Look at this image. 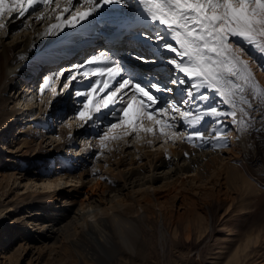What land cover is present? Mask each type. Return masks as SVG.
Wrapping results in <instances>:
<instances>
[{
    "label": "bare ground",
    "instance_id": "6f19581e",
    "mask_svg": "<svg viewBox=\"0 0 264 264\" xmlns=\"http://www.w3.org/2000/svg\"><path fill=\"white\" fill-rule=\"evenodd\" d=\"M55 2L56 0H53L49 12L46 13L50 18L44 21L38 20L35 14H26L23 22L21 18L16 21H10L7 16L3 18L2 22L6 26L0 29V131L11 123V115L7 109L13 98L9 91L17 86V83L13 86V82L25 81L23 85L26 84V88L34 90L35 83L25 78L32 75L34 66L38 67L41 63L55 58L60 59L57 67L65 63L63 69L77 71L72 66L84 62L94 53H116L105 48L102 41L109 42L112 49L115 45L123 46V43H127L126 39L133 35L137 37L135 30L131 29L133 31L130 34L133 35L127 36L121 43L113 40L115 34L130 29L131 24L141 20L144 24L154 27L141 10V6L136 4L135 0H129L127 7L105 8L102 16L83 23L77 29L67 30L57 36H45L44 32L48 26L56 23L55 15L51 11L55 8ZM73 2L75 3V0ZM59 3L63 8L67 5V0H59ZM40 10L43 11V8ZM91 40L95 43L92 47L87 45L89 50L84 59H78L76 56L72 59L69 56L62 60L65 55H69L67 51L78 41ZM118 56L123 59L130 72L139 76L138 78L155 82L156 78L147 72L146 66L134 64L132 59L126 58L124 54ZM255 56L254 59L248 56V61L251 59L253 65L257 66L258 60L256 61ZM55 62L57 61H53ZM163 65L165 64L152 68L160 74L167 71L165 67L160 68ZM94 68L95 65H85L79 70L80 77L73 82L69 94L67 92L71 85L65 88L62 94L65 93L68 99H76L78 102L84 98H77L72 92L87 90L89 83L97 79L101 80L102 86L106 77L92 76ZM51 70L49 75L53 73ZM85 72L89 74L86 77L83 76ZM49 85V81H43L37 87L48 89ZM114 86L115 81L112 84V87ZM20 89L16 88V92ZM44 91L36 92V100L42 97ZM107 91L110 89L98 95L106 94ZM159 95H162L164 100L168 93ZM181 96V90L175 87L169 103H172V99L178 102V97ZM51 97L50 100L47 99L46 111L22 120V123H26L22 127L19 126L23 136L21 140L16 141L19 157L25 159V155L29 154L30 158H33L32 162L41 165V171L47 170V174L41 172L40 175L34 176V180L24 181L23 185L26 184L27 189L17 192L14 196L9 197L11 188L7 189L3 193L6 194L5 198L0 201V226L7 225L8 218L17 209L28 208L23 217H13L9 223V227L18 224L20 231L27 226L26 234L19 237L20 244L17 249L20 257L29 252L31 254L32 251L36 254L35 260L47 261L54 255L58 264H121L120 255L122 252H129L135 258L142 259L148 256V250L157 247L158 242L165 247L172 231L176 236L183 228L188 233V239L192 231L212 232L214 227H211V219L213 222L215 205L223 207L225 214L234 212L249 204L247 200L256 190L252 181L238 172L229 171L230 164L241 151V142L236 140V125L231 124L230 120L225 121L228 124V128L224 130L227 132L226 137L217 143L215 137L220 134L213 129L218 124L213 123L210 117L204 118L199 129L207 133L206 139H211V145H205L199 138L188 142L193 128L185 126L188 131H178L171 140L168 136H161L158 130L156 133L139 134L140 138L136 139L135 132L132 135H123V130L116 129L111 134L121 135L122 138L109 140L102 147L99 133L107 130L111 117L93 125L85 124L75 114V120L72 122L63 118L62 112L59 113L62 106H65L64 98L60 101L61 108L57 107L59 111L54 112L53 103H50L53 98ZM123 97L125 99L116 101L117 113L129 99V96ZM36 100H24L19 110L23 111V107L26 110L33 108ZM213 102L215 103V100ZM217 107L226 109L228 106L220 103ZM66 109L67 107L63 110ZM190 110L194 116L204 114V109L199 106H190ZM170 115L171 113L160 118L169 120ZM15 120L20 124L18 116ZM174 122L177 127L172 131L176 132L181 126L178 113L175 114ZM147 123H151V127L154 125L153 121L145 120L142 127L149 128ZM56 129L55 136L49 135ZM79 140L81 142L78 144ZM160 141L162 143L154 147ZM261 144L264 145L263 138ZM3 147L1 145V149ZM66 147L68 150L64 151ZM70 147H76L72 150L74 153L69 152ZM73 157H76L77 161H69ZM56 158L61 164L57 171L51 172ZM20 177L17 172H0V189L8 187L12 178L21 183L25 177ZM29 183L30 185H27ZM259 228L257 233L252 230V226L238 232L241 242L230 251L232 255L227 264H244L250 261L251 251L263 243L264 227ZM245 235L247 236L243 240ZM15 251L13 249L12 253H16ZM1 253L2 251V263L8 259L11 261L15 255ZM259 264L264 262L260 261Z\"/></svg>",
    "mask_w": 264,
    "mask_h": 264
},
{
    "label": "snow or ice",
    "instance_id": "6c2138e0",
    "mask_svg": "<svg viewBox=\"0 0 264 264\" xmlns=\"http://www.w3.org/2000/svg\"><path fill=\"white\" fill-rule=\"evenodd\" d=\"M135 3L141 6L154 27L151 31L136 32V36L144 41L142 50H132L127 54L141 64L160 62L169 66L166 72L158 74L155 82L142 83L141 78L124 65L122 58L107 51L94 53L84 62L73 65L77 71L59 69L51 73L47 81L52 77H62L61 87L68 88L78 80L79 70L85 65H95L92 76L106 77L102 86L101 80L97 79L89 83L87 90L71 93L84 98L76 109V115L85 124L95 125L97 121L111 117L107 130L99 133L102 147L109 140L122 138L111 134L116 129L123 130V135L135 132L136 139L140 138L141 131L156 133L158 130L161 136H174L176 133L172 129L177 127L174 122L176 113L181 117V125L193 128L188 142L199 138L205 145H211V139H206L207 133L199 129L204 118L210 117L213 123L218 124L213 131L220 134L215 137L219 143L227 135L224 130L228 124L225 121L230 120L233 125L240 123L237 119V97L241 104L249 103L245 96L249 85L264 95V89L258 88L248 61L242 58L245 54L252 57L253 51L264 56V0H135ZM52 4L53 0H0V29L6 26L2 22L5 16L16 18L13 13L22 22L26 14H35L41 21L49 19L46 13ZM128 5L129 0H75V3L67 0V5L61 8L59 0H56L55 8L51 10L56 23L50 24L44 35L63 34L102 16L105 8ZM165 51L172 55L164 56ZM257 62L264 68V62ZM88 75L83 73L85 77ZM173 85L181 90L182 96L178 102L169 103L159 94L173 93ZM107 89L110 91L98 95ZM39 91L43 92L44 87L41 86ZM52 92L55 94L56 89L53 88ZM123 96H129V99L117 113L116 101ZM220 103L228 107L218 108ZM190 106L202 107L204 114L194 116ZM239 110L244 111L242 107ZM170 113L169 120L160 118ZM245 115L257 119L254 111ZM260 119L264 120V113ZM145 120L153 121V127H142Z\"/></svg>",
    "mask_w": 264,
    "mask_h": 264
},
{
    "label": "rangeland",
    "instance_id": "374dc122",
    "mask_svg": "<svg viewBox=\"0 0 264 264\" xmlns=\"http://www.w3.org/2000/svg\"><path fill=\"white\" fill-rule=\"evenodd\" d=\"M13 16L16 17L14 19H11L10 21H16L20 18L17 17L14 13ZM9 19V17H8ZM249 51H252L251 47L245 45ZM82 49V48H81ZM251 49V50H250ZM254 54V55H253ZM258 52L252 53V57L256 58V61L260 60V62L264 61V56L258 57ZM117 57V53H115ZM164 56L172 55L171 53H163ZM243 59L248 61V55H244L242 57ZM258 58V59H257ZM263 58V59H262ZM249 59L248 63L249 66L254 74L255 81L258 85L259 89H264V68H262L257 62V66H254L253 63ZM155 63V62H154ZM57 64V63H56ZM55 64V67L52 69L50 66H46L45 64H41V72L38 74L37 80L33 81L34 83V90L26 88L25 81L22 83L14 81V84L17 86L11 89L9 91L10 94L13 95L12 101L8 105V111L11 115V123L7 128H4L0 131V172L3 171L5 174H11L14 172H17V175H20V179L25 177L21 183L19 180L11 179L10 185L4 189H0V201L1 199H4L6 194L3 193L10 189V195L14 196L17 192H22L23 190L27 189L26 184H24V181H32L34 180V176H38L41 174V172H44V174H47L46 171H41L43 168L41 165H36L33 161V158L29 154L25 155V159H22L19 157L20 152L17 150L18 144L16 141L21 140L23 134H22V126L26 124L25 122L22 123V120L25 119V117H32L35 116V114L42 113L43 110L46 109L47 105V99L50 100V97L52 98L50 103H53L54 112H58L61 108L62 104L60 105V101L62 98L65 100V106H62V110L59 111V113H63V118L74 122L76 111L75 109L79 107V103L81 101H71L68 99V95L64 92L65 88H62L63 78H56L52 77V80L49 81V88L44 89V93L41 98H37L36 92L40 89V87H37L40 85L43 81L46 82V78L49 76V71L56 72L59 69H63V65L65 63L60 64L58 67ZM153 64V63H152ZM152 64L144 65L146 66L147 72L149 71V74H154L156 79H158L159 75L155 72V69L151 67ZM158 65H161L162 63H155ZM49 67L50 69H48ZM67 69L68 66H66ZM164 67V66H163ZM169 66H165L168 70ZM158 68V67H157ZM70 70V69H69ZM157 70V69H156ZM72 71V70H71ZM74 71V70H73ZM135 73V72H134ZM137 76V74H135ZM152 76V77H154ZM139 77V76H137ZM31 82V81H30ZM142 83H148V81L142 80ZM22 87V88H21ZM25 87V88H24ZM32 87V85H31ZM56 87L57 89V95L52 93V88ZM72 84L69 87L71 90ZM174 89L176 86H172ZM16 88L19 92H16ZM68 89L67 94H69L70 90ZM21 92V93H20ZM48 93V94H47ZM50 93V94H49ZM52 94V95H51ZM172 93H168L167 97L164 99V101H167L168 97H171ZM54 95L56 98H54ZM64 95V96H63ZM40 96V95H39ZM49 96V97H48ZM245 96L247 97L249 103L241 104L240 98L237 97V119L240 121L238 125H236V134L237 137L236 140H240L241 142V151L240 154L235 158L234 162L230 164V172H238L248 180L252 181L253 184L256 185V190L253 194H251L248 198L249 204L245 205V207H241L240 209H237L239 214H236L238 212L235 210L231 213L225 214L224 208L215 205V215L212 222L211 219V227L213 225L214 230L211 232L210 230L206 233H200L197 231L191 232V237L188 239L187 235L188 233L186 230L181 228L178 232V234L175 236V232L172 231L171 235H169L171 238L168 240L166 246H162L159 242L157 243V247H154L153 251L148 250V256L145 258H135L132 256L129 252H122L121 256V264H227L229 257L232 255V252H230L233 248H236L238 244L241 242L240 239V232L241 230H246L247 228H250L252 226V230L257 233L259 231V227H264V145H260V141L262 138L264 139V120H261L260 117L262 113H264V95H261L259 92H255L251 85H249L248 91L245 93ZM29 98H33L36 100L35 105H33V108L26 110L23 107V111L19 110V107L25 100H28ZM121 100L125 99L124 97L120 98ZM171 102H174L172 99ZM68 105L66 106V104ZM59 106V107H58ZM227 107V105H225ZM57 107L59 109H57ZM67 107L66 110H63ZM243 108L244 111H240V108ZM57 109V110H55ZM15 111V112H14ZM37 111V112H36ZM46 111V110H45ZM254 111V115L257 119H251L249 116H246L245 113H251ZM16 116L20 119V124L16 123L17 120H15ZM241 116V117H240ZM22 123V124H21ZM18 124V125H17ZM21 125V127H19ZM148 127H151V123H147ZM11 126V127H10ZM83 125H81V128ZM15 128V129H14ZM76 128V127H75ZM188 131L184 125H181L178 127L177 131H172L177 134L178 131L183 130ZM15 130V131H14ZM49 130H51L49 128ZM14 131V132H13ZM57 132V129L55 131H52L49 133V135L55 136ZM184 132V131H183ZM139 134H151V132H140ZM153 136V135H152ZM173 135L168 136L171 140V137ZM176 136V135H174ZM151 137V136H150ZM136 140V139H135ZM143 140V138H142ZM134 141V140H133ZM174 141V140H173ZM75 143V141H73ZM81 142V140L78 141V144ZM162 141H160L157 145L154 147H158ZM1 145H3V149H1ZM230 146V145H229ZM228 146V147H229ZM76 147H70L69 152H72ZM79 148V147H78ZM147 150L149 147L146 148ZM68 147L64 149V151H67ZM74 153V151L72 152ZM80 156V155H79ZM69 161H77L76 157H73ZM60 162L58 159H55L54 165L51 169V172L57 171L58 166H60ZM48 167L49 165H45ZM45 167V168H46ZM56 167V168H55ZM2 170V171H1ZM35 182V181H34ZM37 182V181H36ZM42 183V182H39ZM27 185H30L27 184ZM28 208H19L16 211L13 212V215H11L7 220V225L0 226V252L1 254H7L10 255L12 253V250H16V253H12L14 256L12 260L9 259L6 260V262L2 263V260L0 264H58V260L52 255L47 259L51 262L42 261V260H35L36 254H33L31 251L28 254H24L20 257L19 255V249L18 246L20 244V236H23L26 234V227L24 226L23 229L20 231L17 225H13L9 227V223L11 219L14 217H19L25 214V210ZM30 210V209H29ZM243 211V212H241ZM234 213V214H232ZM2 227L4 229H2ZM18 227V228H17ZM210 228V227H209ZM262 232V230H261ZM247 235L243 237V240L246 238ZM155 242V238H154ZM10 252V253H9ZM33 254V255H32ZM32 255V256H31ZM2 259V258H1ZM30 259V260H29ZM249 262L244 264H259L260 261L264 262V239L262 245H259L256 249L251 251Z\"/></svg>",
    "mask_w": 264,
    "mask_h": 264
}]
</instances>
